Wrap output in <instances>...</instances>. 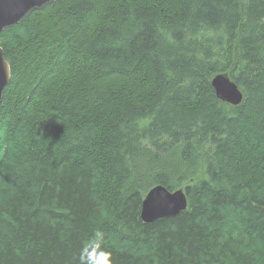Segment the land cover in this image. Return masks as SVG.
Masks as SVG:
<instances>
[{"label": "trees", "instance_id": "trees-1", "mask_svg": "<svg viewBox=\"0 0 264 264\" xmlns=\"http://www.w3.org/2000/svg\"><path fill=\"white\" fill-rule=\"evenodd\" d=\"M0 47V264L97 230L113 264H264V0H54ZM156 184L187 208L145 223Z\"/></svg>", "mask_w": 264, "mask_h": 264}, {"label": "water", "instance_id": "water-1", "mask_svg": "<svg viewBox=\"0 0 264 264\" xmlns=\"http://www.w3.org/2000/svg\"><path fill=\"white\" fill-rule=\"evenodd\" d=\"M54 0H0V33L5 27L17 23L25 14L46 2ZM11 76L10 66L0 47V101L5 86ZM215 96L221 102L238 105L243 93L227 73L215 74L211 79ZM187 208V198L182 188L169 190L161 184L152 186L142 200L140 217L145 223L155 219L176 216Z\"/></svg>", "mask_w": 264, "mask_h": 264}, {"label": "clouds", "instance_id": "clouds-1", "mask_svg": "<svg viewBox=\"0 0 264 264\" xmlns=\"http://www.w3.org/2000/svg\"><path fill=\"white\" fill-rule=\"evenodd\" d=\"M104 240L103 231L97 230L92 238L84 243L79 254L80 264H113L111 252L102 247Z\"/></svg>", "mask_w": 264, "mask_h": 264}, {"label": "bare ground", "instance_id": "bare-ground-1", "mask_svg": "<svg viewBox=\"0 0 264 264\" xmlns=\"http://www.w3.org/2000/svg\"><path fill=\"white\" fill-rule=\"evenodd\" d=\"M51 2H52V1H51ZM46 3H48V2H46ZM44 4H45V3H44ZM44 4H43V5H44ZM43 5H42V6H43ZM42 6H40V7H42ZM40 7H35V8H40ZM35 8H33V9H35ZM31 10H32V9H31ZM31 10H29L28 12H30ZM28 12H27V13H28ZM27 13H26V14H27ZM26 14H25V15H26ZM22 18H23V17H22ZM22 18H21V19H22ZM21 19H20V20H21ZM20 20H19V21H20ZM15 24H16V23H15ZM13 25H14V24H13ZM8 27H9V26H8ZM2 51H3V49H2ZM3 56H4V51H3ZM4 58H5V57H4ZM5 60H6V59H5ZM8 64H9V63H8ZM9 66H10V65H9ZM10 71H11V70H10ZM211 79H212V78H211ZM210 82H211V81H210ZM5 87H6V86H5ZM149 189H150V188H149ZM147 192H148V191H147ZM147 192H146V193H147ZM145 195H146V194H145ZM144 197H145V196H144ZM141 204H142V203H141ZM140 218H141V217H140ZM141 220H142V219H141ZM142 221H143V220H142Z\"/></svg>", "mask_w": 264, "mask_h": 264}, {"label": "rangeland", "instance_id": "rangeland-1", "mask_svg": "<svg viewBox=\"0 0 264 264\" xmlns=\"http://www.w3.org/2000/svg\"><path fill=\"white\" fill-rule=\"evenodd\" d=\"M237 249V248H236ZM234 261H236V260H234ZM237 264V263H236Z\"/></svg>", "mask_w": 264, "mask_h": 264}]
</instances>
